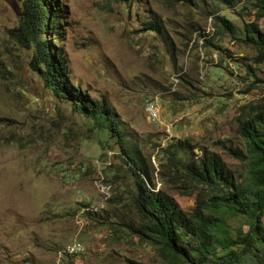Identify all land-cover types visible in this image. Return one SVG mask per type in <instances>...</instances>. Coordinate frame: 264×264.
I'll use <instances>...</instances> for the list:
<instances>
[{
  "label": "rangeland",
  "instance_id": "obj_1",
  "mask_svg": "<svg viewBox=\"0 0 264 264\" xmlns=\"http://www.w3.org/2000/svg\"><path fill=\"white\" fill-rule=\"evenodd\" d=\"M249 1L56 0L62 18L55 40L69 81L105 99L155 171L159 150L177 140L193 145V157L200 155L196 144H208L240 170L245 163L226 147L242 146L236 117L264 88L246 90V67L237 63H250L261 78L264 62L259 68L256 49L227 35L214 16L241 26L254 18ZM22 7V0H0V264H160L152 242L125 226L111 235L100 224L142 221L123 192L133 177L114 157L116 142L101 149L89 120L31 67L32 50L16 36ZM154 18L161 33L143 29ZM256 22L264 30V17ZM148 100L155 119L145 108ZM156 188L186 212L195 207L194 191L167 181ZM238 224L247 230L240 220L228 227ZM73 241L83 245L82 253L66 252Z\"/></svg>",
  "mask_w": 264,
  "mask_h": 264
},
{
  "label": "trees",
  "instance_id": "obj_2",
  "mask_svg": "<svg viewBox=\"0 0 264 264\" xmlns=\"http://www.w3.org/2000/svg\"><path fill=\"white\" fill-rule=\"evenodd\" d=\"M177 1L182 6L194 3V0ZM218 1L228 6L229 0ZM249 4L255 10V19L243 20L241 26L221 13L214 19L227 35L256 49L253 59L260 68L264 62V30L256 20L264 17V0H250ZM22 6L16 36L32 50L31 67L41 76L45 87L89 120V130L96 133L101 149L109 140L116 142L114 157L120 159L133 177L132 187L123 192L128 194L142 221H100L107 225V232L116 235L125 226L139 239L152 242L160 264H264V91L260 100L243 105L236 117L242 146L226 147L230 155L245 163L240 170L230 167L208 144H196L200 155L193 157V145L187 140H177L159 150L155 171L149 156L139 150L134 140L128 139L105 99L91 98L69 81L66 56L55 40L62 18L56 0H22ZM143 29L162 32L156 18L145 22ZM237 65L246 67V90L258 88L260 83L264 88V75L257 77L250 63ZM157 181L179 185L183 192L194 191L193 210H182L168 192L156 188ZM121 198L122 194L112 200ZM235 220L247 224V230H242V224L229 229L228 222ZM114 225L118 227L112 228Z\"/></svg>",
  "mask_w": 264,
  "mask_h": 264
},
{
  "label": "built area",
  "instance_id": "obj_3",
  "mask_svg": "<svg viewBox=\"0 0 264 264\" xmlns=\"http://www.w3.org/2000/svg\"><path fill=\"white\" fill-rule=\"evenodd\" d=\"M145 108L149 114V117L151 119H155L157 115L155 104L152 101L148 100L146 102ZM82 251H83V245L76 241H73L66 246V252L68 253L74 254V253H80Z\"/></svg>",
  "mask_w": 264,
  "mask_h": 264
},
{
  "label": "water",
  "instance_id": "obj_4",
  "mask_svg": "<svg viewBox=\"0 0 264 264\" xmlns=\"http://www.w3.org/2000/svg\"><path fill=\"white\" fill-rule=\"evenodd\" d=\"M21 14H22V13H20V14L17 13L18 16H21Z\"/></svg>",
  "mask_w": 264,
  "mask_h": 264
}]
</instances>
